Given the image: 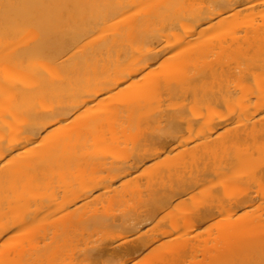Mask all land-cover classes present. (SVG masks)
I'll return each mask as SVG.
<instances>
[{
	"label": "bare ground",
	"instance_id": "6f19581e",
	"mask_svg": "<svg viewBox=\"0 0 264 264\" xmlns=\"http://www.w3.org/2000/svg\"><path fill=\"white\" fill-rule=\"evenodd\" d=\"M0 264H264V0H0Z\"/></svg>",
	"mask_w": 264,
	"mask_h": 264
}]
</instances>
